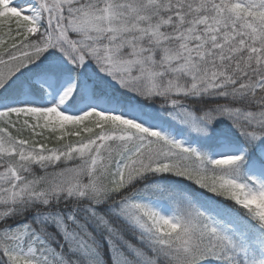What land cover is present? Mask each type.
I'll list each match as a JSON object with an SVG mask.
<instances>
[{
	"label": "snow or ice",
	"instance_id": "6c2138e0",
	"mask_svg": "<svg viewBox=\"0 0 264 264\" xmlns=\"http://www.w3.org/2000/svg\"><path fill=\"white\" fill-rule=\"evenodd\" d=\"M0 264H264V0H0Z\"/></svg>",
	"mask_w": 264,
	"mask_h": 264
}]
</instances>
